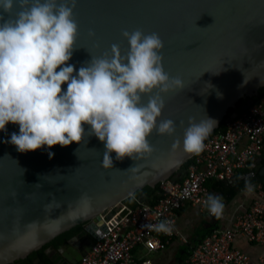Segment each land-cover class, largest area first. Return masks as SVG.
<instances>
[{
  "label": "water",
  "instance_id": "1",
  "mask_svg": "<svg viewBox=\"0 0 264 264\" xmlns=\"http://www.w3.org/2000/svg\"><path fill=\"white\" fill-rule=\"evenodd\" d=\"M74 17L77 49L67 63L76 72L92 56L110 53L113 44L126 54L125 30L159 34L165 71L184 82L183 89L163 96L159 118L173 120L176 131L172 136L154 131L149 141L155 150L137 160H116L113 152V168L105 170V145L94 135H86L81 144L21 153L8 142L19 126L6 125L0 131V264H16L82 225L81 235L51 254L63 264H77L107 225L117 223L115 210L124 200L169 180L193 157L183 150L189 118L216 121L210 138L229 109L245 99L249 108L264 88V0H77ZM84 127L88 131L90 126ZM82 195L90 200L82 201ZM49 252L44 251L51 259ZM32 264L44 263L37 257Z\"/></svg>",
  "mask_w": 264,
  "mask_h": 264
},
{
  "label": "clouds",
  "instance_id": "2",
  "mask_svg": "<svg viewBox=\"0 0 264 264\" xmlns=\"http://www.w3.org/2000/svg\"><path fill=\"white\" fill-rule=\"evenodd\" d=\"M76 5L77 0H0V131L9 123L19 126L8 142L21 153L81 144L86 135H94L105 145L101 167L109 170L113 152L116 160H137L155 150L149 141L154 131L175 133L173 120L159 118L163 96L183 89L184 82L165 71L159 34L140 29L122 32L129 44L126 54L113 44L110 53L92 56L76 72L67 63L77 49ZM215 126L212 119L189 118L183 150L202 153ZM245 190L251 193L253 185L246 182ZM80 199L90 200L86 195ZM206 207L217 219L223 216L221 196L208 195ZM143 227L170 235L174 226L165 220Z\"/></svg>",
  "mask_w": 264,
  "mask_h": 264
},
{
  "label": "built area",
  "instance_id": "3",
  "mask_svg": "<svg viewBox=\"0 0 264 264\" xmlns=\"http://www.w3.org/2000/svg\"><path fill=\"white\" fill-rule=\"evenodd\" d=\"M204 143V151L193 155L181 182L167 180L159 184V198L154 205L142 203L135 209L123 205L115 210L119 216L117 223L107 225L108 231L94 241L77 264H140L132 255L136 246L143 243L149 251H158L163 242L179 235L175 224L180 208L190 204L205 209L210 195L207 183L231 181L238 174L254 180L251 203L235 215L230 227L202 239L183 264H249V255L233 244L238 237L264 244V187L256 180L254 164L255 158L264 157V98ZM122 210L126 213L121 216ZM101 218L104 220L105 215ZM165 220L174 226L170 235L143 227Z\"/></svg>",
  "mask_w": 264,
  "mask_h": 264
},
{
  "label": "crops",
  "instance_id": "4",
  "mask_svg": "<svg viewBox=\"0 0 264 264\" xmlns=\"http://www.w3.org/2000/svg\"><path fill=\"white\" fill-rule=\"evenodd\" d=\"M254 164L258 179L256 180L264 187V157L255 158ZM237 176L239 179H244L242 174ZM229 183L233 186L236 181L231 180ZM213 186L212 181L207 183L210 194L221 196L225 205L221 218L212 216L207 207L199 209L185 204L178 210L175 224L179 235L164 243L158 251H149L141 243L132 250L133 258L140 264L144 261H150L151 264H181L180 259L186 255V251L194 248L204 235L230 227L235 215L251 203L253 191L249 193L245 189H239L235 196L228 198L226 191L219 187L213 190ZM233 246L249 255V264H264V244L249 243L244 238L238 237Z\"/></svg>",
  "mask_w": 264,
  "mask_h": 264
},
{
  "label": "trees",
  "instance_id": "5",
  "mask_svg": "<svg viewBox=\"0 0 264 264\" xmlns=\"http://www.w3.org/2000/svg\"><path fill=\"white\" fill-rule=\"evenodd\" d=\"M263 98H264V88H261L259 90L258 96L253 98V104L259 102ZM247 102H248V99L240 100L236 104V109H229L226 116L224 117L223 121L220 123L219 128L217 130H215L212 133V135L216 134L217 132L224 131L226 123L231 121L234 118L233 117L234 114H236V117H239L240 115H242L248 109V108L247 109L245 108V105ZM191 161H192L191 159L188 160L182 166V168L169 179V181L181 182L185 177L186 170H187L189 164L191 163ZM256 179H257V177H256ZM232 181H236V184L233 186L229 183V181H212L213 185H214L212 189L217 190L216 188L219 187L222 190L226 191L228 198H232L233 196L236 195V193L239 191V189H245V183L246 182H250L251 184H253V182H254V180L239 179L238 176L234 177L232 179ZM144 198H145L144 203L154 205L159 198V184H157L154 188L145 187L142 190L136 191L133 194V196L124 200L123 204L129 209H135L136 207H139L141 205L140 201H142ZM125 213H126V211L122 210L119 214L122 216ZM82 233H83L82 225L76 226V227L70 229L69 231L59 235L58 237H56L53 241H51L50 243H48L47 245L42 247L39 251L33 252L26 259L16 262V264H32V261L37 257H39L44 264H47V262L49 261V258L44 253V251L46 249L51 248V249L57 250L69 238H71L75 235H79V234L81 235ZM209 234L210 233L204 235L202 239H204ZM163 244H164V242H163ZM192 250H193V248H191V250H189V251H186V255L180 259L181 264H183L185 262V260L188 258V256L190 255Z\"/></svg>",
  "mask_w": 264,
  "mask_h": 264
},
{
  "label": "flooded vegetation",
  "instance_id": "6",
  "mask_svg": "<svg viewBox=\"0 0 264 264\" xmlns=\"http://www.w3.org/2000/svg\"><path fill=\"white\" fill-rule=\"evenodd\" d=\"M53 250L54 249L50 248V252H49L50 256L49 257H51V259H49L47 264H63L59 258H57L55 255H51Z\"/></svg>",
  "mask_w": 264,
  "mask_h": 264
}]
</instances>
